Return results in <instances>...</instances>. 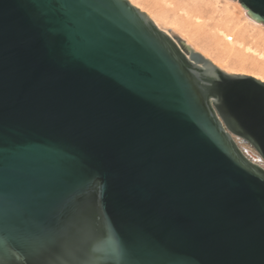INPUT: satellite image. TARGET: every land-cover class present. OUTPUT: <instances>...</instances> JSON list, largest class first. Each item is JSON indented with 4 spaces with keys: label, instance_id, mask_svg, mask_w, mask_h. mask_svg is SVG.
<instances>
[{
    "label": "water",
    "instance_id": "obj_1",
    "mask_svg": "<svg viewBox=\"0 0 264 264\" xmlns=\"http://www.w3.org/2000/svg\"><path fill=\"white\" fill-rule=\"evenodd\" d=\"M130 259L264 264V82L128 0H0V261Z\"/></svg>",
    "mask_w": 264,
    "mask_h": 264
},
{
    "label": "rangeland",
    "instance_id": "obj_2",
    "mask_svg": "<svg viewBox=\"0 0 264 264\" xmlns=\"http://www.w3.org/2000/svg\"><path fill=\"white\" fill-rule=\"evenodd\" d=\"M131 1L147 14H152L153 17L155 15L154 18L163 28L169 30L175 39L185 42L184 44L193 47L192 49H196L195 51L201 55L205 54L203 55L206 56L205 58L208 57V59L213 60L228 73L253 74L264 79V25L258 23L257 26L247 20L249 17L246 11L238 2L233 0H202L200 3L202 6H206V13L190 12L188 22L179 19L178 22L172 23L170 20H168L169 22L161 20L157 14L158 8L151 1ZM167 8L171 9L173 5L170 4ZM211 10L214 11L213 14L210 13ZM179 16L184 17V14L179 12ZM196 16L200 17L199 21ZM224 35L231 38L232 44ZM243 148L248 149L246 146Z\"/></svg>",
    "mask_w": 264,
    "mask_h": 264
},
{
    "label": "bare ground",
    "instance_id": "obj_3",
    "mask_svg": "<svg viewBox=\"0 0 264 264\" xmlns=\"http://www.w3.org/2000/svg\"><path fill=\"white\" fill-rule=\"evenodd\" d=\"M133 6H135L136 8H138L139 10H141L142 12L146 13L144 10L141 9V7H139L138 5H136L133 1L128 0ZM144 1H151V3H153L154 6H156L158 8V13L159 16L161 17V20H167V22H169L168 20H170L172 23H176L178 22L179 19H182L183 21L188 22L189 21V15L190 12H194V11H200V13L202 14V12L206 13L205 8L206 6H202V4L200 3L202 0H144ZM204 1V0H203ZM231 2V1H230ZM172 4L173 8L168 9L167 6ZM228 4V3H227ZM208 11V9H207ZM179 12L184 14V17L179 16ZM195 13V12H194ZM211 14L214 13L213 10L210 11ZM146 15L153 21V23L162 31H164L166 34H168L170 37L173 38L171 32L169 30H167L166 28H163L160 23L153 17V15L151 14H147ZM214 16V15H213ZM158 17V16H157ZM197 17V16H196ZM211 17V16H210ZM198 18V17H197ZM196 18V19H197ZM200 18V17H199ZM198 18V21H199ZM226 18V17H225ZM195 19V20H196ZM227 19V18H226ZM224 19V20H226ZM231 19V18H230ZM247 20H249L250 22H252L253 24L258 26V23L252 21L251 19L247 18ZM197 21V20H196ZM212 21V20H211ZM217 21V20H216ZM223 21V20H222ZM230 22V21H229ZM201 23V22H200ZM220 23V22H219ZM231 23V22H230ZM180 24V21H179ZM237 24V23H236ZM176 25V24H175ZM191 25V24H190ZM230 25V24H228ZM199 26V25H198ZM202 26V25H201ZM241 26V25H240ZM184 27V26H183ZM226 27V26H225ZM198 28V27H197ZM201 28V27H200ZM228 28V27H227ZM217 30V29H216ZM236 30V29H235ZM231 31V30H230ZM232 33V32H231ZM230 33V34H231ZM235 33V31H234ZM237 33V32H236ZM221 34V33H220ZM219 34V35H220ZM234 36V35H233ZM239 36V35H238ZM224 37L229 40L232 44V40L231 38H229L227 35H224ZM240 39V38H239ZM247 39V38H246ZM247 41V40H246ZM185 43V42H184ZM188 44V43H187ZM218 44V43H217ZM248 47V46H247ZM193 48V47H192ZM195 48V47H194ZM196 50V49H195ZM247 51V50H246ZM251 52V51H250ZM205 55V54H203ZM257 55V54H256ZM229 56V55H228ZM262 56V55H261ZM206 57V56H205ZM208 59V57H207ZM210 60V59H208ZM215 66H217L218 68H220L221 70L227 72L226 70L222 69L221 67L218 66L217 63H215L213 60H210ZM230 72V71H229ZM228 73V72H227ZM231 74H234L232 72H230ZM242 73V72H240ZM244 73H242L243 75ZM247 76H252L262 82H264V79L257 76V75H253V74H245Z\"/></svg>",
    "mask_w": 264,
    "mask_h": 264
},
{
    "label": "snow or ice",
    "instance_id": "obj_4",
    "mask_svg": "<svg viewBox=\"0 0 264 264\" xmlns=\"http://www.w3.org/2000/svg\"><path fill=\"white\" fill-rule=\"evenodd\" d=\"M245 2L247 3V0H245ZM253 11H255V9H253ZM0 264H3V262L2 261H0ZM128 264H135V262L133 261V260H129L128 261Z\"/></svg>",
    "mask_w": 264,
    "mask_h": 264
}]
</instances>
